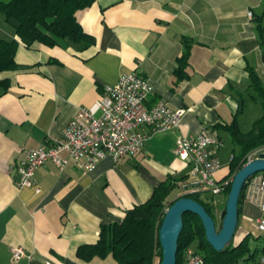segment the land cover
Instances as JSON below:
<instances>
[{"label": "crops", "instance_id": "obj_1", "mask_svg": "<svg viewBox=\"0 0 264 264\" xmlns=\"http://www.w3.org/2000/svg\"><path fill=\"white\" fill-rule=\"evenodd\" d=\"M75 16L94 43L25 46L0 15V38L18 42L17 67L0 72L8 81L0 89V264H118L110 255L80 259L76 249L95 243L101 224L121 221L167 176L181 178L177 195L194 184L190 163L174 153L177 138L202 129L215 134L221 145L209 150L220 161L213 174L220 180L237 150L222 126L235 118L247 131L261 115L247 68L264 83V0H94ZM131 71L150 82L148 105L162 100L186 109L180 124L148 131L139 152L118 159L107 154L92 171L74 162L60 170L47 160L35 169L33 186L18 187L27 151L61 140L79 107L92 105L106 86ZM225 139L229 160L222 153ZM222 199L223 193L213 201ZM259 217L264 211L257 204L242 201L232 245L248 234L252 255L236 264H253L264 255ZM16 247L25 254L13 258Z\"/></svg>", "mask_w": 264, "mask_h": 264}, {"label": "trees", "instance_id": "obj_2", "mask_svg": "<svg viewBox=\"0 0 264 264\" xmlns=\"http://www.w3.org/2000/svg\"><path fill=\"white\" fill-rule=\"evenodd\" d=\"M93 1L0 0V15L13 25L15 34L25 46H30L36 41L53 46L59 44L61 40H67L79 47H85L94 43V37L83 30L75 13L77 10L89 7ZM17 43L14 38H0V72L17 67L14 60ZM260 45L264 49V37H261ZM182 66L183 61L177 69L178 77L183 75ZM247 70L250 87L255 93L252 97L260 99L262 113L247 131L239 129L235 118L229 124L222 126L237 147V150L232 152L229 171L225 178L232 179L233 174L244 164V156L249 150L264 145V83L252 67H248ZM7 87L8 81L0 78V89L6 90ZM180 179L167 176L154 187L151 196L145 202L127 209L121 221L101 224L97 241L78 246L76 256L89 260L93 257L110 255L118 264H156V257L161 260L158 229L166 209L176 198L188 196L197 200L214 219L215 204L213 200L205 199L202 190L170 198ZM230 185L231 181L223 191L225 196ZM242 197L241 191L239 206ZM193 244L202 254L205 264H236L252 255L248 234L235 245L230 241L222 250H215L205 238V230L198 215L185 212L183 228L178 237L176 264L183 263V250Z\"/></svg>", "mask_w": 264, "mask_h": 264}, {"label": "built area", "instance_id": "obj_3", "mask_svg": "<svg viewBox=\"0 0 264 264\" xmlns=\"http://www.w3.org/2000/svg\"><path fill=\"white\" fill-rule=\"evenodd\" d=\"M151 90L148 79L136 71L120 75L116 82L104 88L101 97L92 105L78 108L65 125L61 140H45L27 151L25 161L18 167L20 177L16 185L33 186L35 169L47 160L60 170L74 162L85 171H92L107 154L118 159L139 152L150 131L164 132L177 127L186 109H173L162 100L148 105ZM211 145L220 146L221 141L208 129L177 138L174 153L190 163L189 174L194 182L184 185L181 194L200 190L221 194L232 180L213 178L220 161L209 150ZM261 152H264V145L249 150L244 156V164ZM39 190L36 186V191ZM242 195V201L253 202L264 211V170L254 173L245 182ZM256 223L259 228L264 227V218H257ZM24 254L21 247L12 251L13 258ZM183 261L184 264H205L202 254L194 246L183 250ZM253 264H264V255Z\"/></svg>", "mask_w": 264, "mask_h": 264}, {"label": "water", "instance_id": "obj_4", "mask_svg": "<svg viewBox=\"0 0 264 264\" xmlns=\"http://www.w3.org/2000/svg\"><path fill=\"white\" fill-rule=\"evenodd\" d=\"M264 170V152L239 168L232 177L225 207L221 212V222L218 229L215 220L205 207L197 200L188 196H179L166 209L158 229V239L161 247L159 264H176L178 237L183 228V214L192 212L200 218L205 230L207 242L217 251L229 243L234 234L240 206L239 195L245 182L256 172Z\"/></svg>", "mask_w": 264, "mask_h": 264}, {"label": "rangeland", "instance_id": "obj_5", "mask_svg": "<svg viewBox=\"0 0 264 264\" xmlns=\"http://www.w3.org/2000/svg\"><path fill=\"white\" fill-rule=\"evenodd\" d=\"M256 106V105H255ZM256 108H258L257 110H258V116L261 114V112H262V110H261V107L259 106V104L257 105V107ZM251 112V111H250ZM226 141H225V144L223 145V158H225L227 155V157L225 158V160H229V154H230V147H231V144H230V142H229V140H227V139H225ZM228 164V163H227ZM213 178H214V176H213ZM219 194H217V195H213V194H211L210 192H208V191H204L203 192V196L205 197V198H209L210 200H214L215 198H216V196H218ZM175 196H177V193L175 192V190H173L172 192H171V196H170V198H174ZM226 197L227 196H225L224 194H223V199L221 200V201H217L216 200V202H214V204H215V209H214V220H215V225H216V228L218 229V227H219V224H220V221H221V218H220V216H221V212H222V210L224 209V207H225V201H226ZM237 237H238V232L236 231V233H234L233 234V236H232V239H231V242H233V241H235L236 239H237ZM237 241V240H236ZM193 246H195L194 244H193ZM155 262H156V264H159V262H160V260H159V258L158 257H156L155 258Z\"/></svg>", "mask_w": 264, "mask_h": 264}]
</instances>
